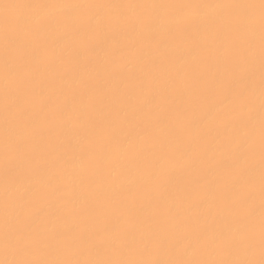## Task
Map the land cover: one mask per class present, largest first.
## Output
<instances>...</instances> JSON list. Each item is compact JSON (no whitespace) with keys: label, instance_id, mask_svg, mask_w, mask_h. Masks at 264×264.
I'll list each match as a JSON object with an SVG mask.
<instances>
[{"label":"rangeland","instance_id":"rangeland-1","mask_svg":"<svg viewBox=\"0 0 264 264\" xmlns=\"http://www.w3.org/2000/svg\"><path fill=\"white\" fill-rule=\"evenodd\" d=\"M0 264H264V0H0Z\"/></svg>","mask_w":264,"mask_h":264},{"label":"bare ground","instance_id":"bare-ground-1","mask_svg":"<svg viewBox=\"0 0 264 264\" xmlns=\"http://www.w3.org/2000/svg\"><path fill=\"white\" fill-rule=\"evenodd\" d=\"M73 4H74V3H73ZM78 5H79V4H78ZM78 5H77V6H78ZM214 5H215V3H214ZM212 7H213V6H212ZM72 8H73V7H72ZM217 8H218V7H216V9H217ZM195 9H196V8H195ZM201 9H202V8H201ZM211 10L213 11V9H211ZM194 11H195V10H194ZM196 11H198V10H196ZM153 12H154V11H153ZM210 12H211V11H210ZM217 12H218V11H217ZM217 12H216V13H217ZM214 13H215V12H214ZM216 13H215V14H216ZM151 16H152V15H151ZM151 18H152V17H151ZM172 18H173V17H172ZM152 19H153V18H152ZM170 21H171V20H170ZM166 24H167V23H166ZM217 232H218V231H217ZM220 232H221V231H220Z\"/></svg>","mask_w":264,"mask_h":264}]
</instances>
